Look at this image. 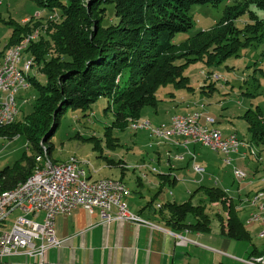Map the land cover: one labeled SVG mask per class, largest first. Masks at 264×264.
Listing matches in <instances>:
<instances>
[{
    "label": "trees",
    "instance_id": "1",
    "mask_svg": "<svg viewBox=\"0 0 264 264\" xmlns=\"http://www.w3.org/2000/svg\"><path fill=\"white\" fill-rule=\"evenodd\" d=\"M30 1L54 13L57 21H49L48 25L54 29L52 42L57 52L46 60L39 59L42 55L40 47L31 51L36 55L34 62L37 66L43 62L39 67L45 82L42 84L34 77L29 78L37 92L31 112L21 122L13 121L0 126V138L11 140L24 136L33 154L27 156V153H23L19 160L1 169L0 191L15 189L36 169L42 168L39 167V159L44 155L42 160H45L51 155L53 144L50 139L57 132L59 120L68 109L86 112L99 98L106 97L110 101L105 110L113 114L112 126L107 132L112 133L113 129L124 131L128 128L129 120L140 119L145 107L157 106L160 100L156 91L159 87L172 84L178 89L191 88L187 85L188 77L183 76V67L197 60L211 65L219 64L236 56L241 48L264 40V20L253 11L264 12V0ZM224 2L235 4L225 7V15L209 31H198L184 41L174 43L176 34L188 33L193 27L188 14L192 5L217 7ZM110 12L115 16V22L107 19ZM246 15L249 20L247 25L238 29L235 20ZM0 26L11 29L6 47L22 38L23 33L31 31L28 24L20 26L1 14ZM239 30L243 33L235 32ZM214 42L216 53L206 50ZM174 51H180L177 57L173 56ZM197 53L201 54L200 57ZM178 60L184 62L177 64ZM254 115L256 117L252 120H257L259 113L255 112ZM248 129L259 140L264 138V126L260 131L251 125ZM111 136L108 139H112ZM107 162L110 164L112 161ZM161 178L163 181L156 196L161 193L163 184L174 182L170 178L164 179V176ZM197 192H202L204 198L194 205L192 196ZM192 196L182 204L166 202L160 205L159 213L167 216V224L172 229L191 232L208 230L211 222L208 204L219 202L225 209L226 193L218 187H200ZM150 205L152 201L147 207ZM219 211L214 217H219L221 232L225 237L250 241L248 232L230 206L226 219Z\"/></svg>",
    "mask_w": 264,
    "mask_h": 264
},
{
    "label": "rangeland",
    "instance_id": "2",
    "mask_svg": "<svg viewBox=\"0 0 264 264\" xmlns=\"http://www.w3.org/2000/svg\"><path fill=\"white\" fill-rule=\"evenodd\" d=\"M233 3L224 2L217 7L211 5H192L188 14L192 18L193 27L188 33L176 34L173 40L174 43L178 44L198 31H209L225 15V7L231 6ZM253 11L260 19L264 20V12L255 9ZM0 14L3 18L13 20V22L18 23L20 26L28 24L31 30L26 34L23 33V36L21 35L22 38L11 42L10 46L6 47L10 41L11 29L0 26V69L3 66L4 58L8 56L10 50L13 52L19 51L20 61L18 67L20 69L24 64L30 62L28 73H25L24 86L18 87V91L15 89L17 92L14 95L16 114L13 121L21 122L24 116L31 112L32 104L37 97V92L33 89L29 78L34 77L42 84L45 82V77L40 72L43 62L38 63L40 67L37 66L36 62H34L36 55H33L31 51L34 48L40 47L42 55L39 59L45 58L46 60L51 59L53 54L57 52L52 42L54 29L48 25L49 21H57V19L53 16V12H49L36 2L30 0H0ZM247 17L246 15L235 20V25L238 29H242L247 25L249 21ZM107 19L115 22L116 18L110 12ZM224 21L228 22L227 19H224ZM235 32L243 33L242 30ZM206 48V50H214L212 53H216L217 46L215 42L214 45L212 43ZM179 53L180 51H174L173 56L177 57ZM197 55L200 57L201 54L197 53ZM211 57L214 58L213 54ZM183 62L184 60H178L176 63L182 64ZM183 76L188 77L189 83L187 85L191 87L190 89H178L172 84L159 87L156 91V96L160 100L157 106L154 108L145 107L141 112L140 119L136 121L129 120L128 128L124 131L113 129L111 130L112 133L107 132L110 131L108 128L112 126L113 114L111 111L105 110L108 101H110L106 97L99 98L86 112L68 109L59 120L57 132L50 139V143L53 144L52 153L45 160H42L44 155H41L39 167L45 168L48 165L53 167L61 166L73 159L79 164V167L82 166L81 168L86 173L88 171L96 173L99 170V173L94 175V177L107 175L110 178H103L102 180L111 179L123 184L121 180L111 177L118 176V169H113L109 172L105 168V166L110 167L107 160H111L115 163L116 167H119L120 161L115 162L119 155L120 157H127L129 160L128 165L129 163L134 164L137 160L144 157L146 161L152 159L154 161L152 166L158 169V157H156L155 150L149 146L153 145L160 138L156 136L153 138L151 130L158 127L170 129V123L175 116L193 118L195 115L200 114L202 116L199 121L200 124L205 122L204 117L213 119L215 122V127L213 126V128L223 136L222 138L235 137L239 141L241 149L246 150L248 154V160L245 163H238L234 160V162L232 161L231 163L230 161V164H228L226 163L227 157L223 153L213 151L223 155L222 157L219 154L221 158L217 157L216 160L215 156L208 151L210 148H205V146L200 144L196 145L198 151L199 149L202 150L199 151L201 157L198 161H201L203 166L200 164L199 166L202 168L206 167L207 159L204 152L210 156V166L206 167L207 174L205 173L204 178L213 177L211 179L223 180L224 183L221 187H226L228 196L233 199L236 205L244 209L242 210V214L247 216L248 213L252 212L250 215L251 221H263L264 138L259 140L258 136H253V132H249L248 128L251 125L253 129L260 131L262 130V126H264V40L259 44L252 43L246 48H241L236 56H231L219 64H207L204 60L191 62L186 67H183ZM255 112H258L260 116H257V120H252L255 119ZM168 119L170 121L167 123ZM258 121H260L261 125H259ZM142 123L147 125L146 129L143 127L135 128L138 125L142 126ZM217 126L229 128L233 132L224 136L225 132L222 133ZM208 127L210 128L211 126ZM166 132L165 136L167 138H161L160 141L168 142L173 138H178L185 144H197L195 142L197 141L196 139L180 138L177 135H172L168 138ZM146 134H148V137ZM110 135H112V139H108ZM27 144L24 136H16L11 140L0 138V171L4 166L19 160L23 153H27V156L33 155ZM113 145L114 148H112ZM160 158L166 162V158L163 156ZM230 159L233 160L231 157ZM213 163H215L214 166H212ZM127 168L131 169L130 167ZM234 170L242 171L245 177L242 179L235 178L233 174ZM176 173L179 176L178 182L175 185L176 187L169 190L172 193L179 192V194H182L183 198H177L175 201L183 203L189 200V195H185L186 189L193 191L197 188L196 185H191L190 181L193 178L197 179L199 176L196 175L197 172L193 173L190 168L177 169ZM129 174H132L131 170H129ZM169 175H164V179H169ZM175 181L176 179H174V183ZM207 183L209 184V182L205 184ZM239 185L241 186L240 189H243L241 193L237 190V186ZM131 188L134 191L136 186L132 185ZM132 196H134V193ZM228 196L226 195L227 199H225V209H222L223 207H221L219 202H215L212 205L208 204L207 209L209 210V214L213 216L211 221L216 222V220H219L218 216L214 217V214L218 213V210H221L219 212L224 219L227 218L229 206L233 208ZM166 197V194H163L160 199H165ZM192 198V202H195V199H197L194 196ZM197 204L198 202L194 203V205ZM258 210L263 213L260 214ZM235 213H237L236 209ZM18 215V212L10 215L7 218L8 224L10 225ZM28 218L33 219L31 216ZM262 227L264 228V225ZM262 236L264 237V234ZM262 236L259 235L261 238ZM20 260L24 261L25 259H10L12 262H19ZM247 262L256 264L255 260L247 259L244 261L245 264Z\"/></svg>",
    "mask_w": 264,
    "mask_h": 264
},
{
    "label": "crops",
    "instance_id": "3",
    "mask_svg": "<svg viewBox=\"0 0 264 264\" xmlns=\"http://www.w3.org/2000/svg\"><path fill=\"white\" fill-rule=\"evenodd\" d=\"M169 121L170 119L167 123ZM217 128L222 133L225 132L224 136L233 132L226 127L217 126ZM146 135L148 137V134ZM236 136L238 135L236 134ZM196 145L198 144H185L178 138H173L168 142L156 140L149 147L155 150L156 157H158V169L152 166L154 164L152 159L146 161L144 157L139 160L136 158L137 161L134 164L129 163L128 165L127 157L117 156L118 159L115 162L120 161L119 167L111 162V168L108 166L105 168L109 172L118 169V176L111 177L121 180L129 189L131 195L125 200L127 208L144 223L119 220L105 223L100 218L98 209L89 212L83 207H77L69 215L56 216L55 238L60 242V245L45 252V261L49 264H245L244 261L247 259H264V237H259L260 234H264L262 227L264 219L260 222H254L250 220L252 212L248 213L247 216L242 214L244 209L236 205L233 199L228 196L226 187H221L224 183L223 180L211 179L213 177L204 178V175L207 174L206 167L210 166V156L206 152L204 154L207 163L206 167L203 168L204 173L199 175L193 170L194 164L203 166L202 162L198 161L201 157L199 151L202 150L199 149L198 151ZM208 151L215 156L216 160L217 157H223L220 153L210 149ZM161 156L166 158V162L160 158ZM230 157L233 158L231 163L234 160L238 163H245L248 160L246 150L241 148ZM214 165L215 163L212 166ZM189 168L199 176L190 181L191 185L197 186L196 189L218 187L226 193L231 200L232 210L234 213L235 209L237 210L235 215L248 232L250 241H238L225 237L221 232V224L217 220L210 222L208 230L198 232L175 230L167 224V216L159 213L160 207L158 206L166 202L177 203L175 201L177 198H183L179 192L172 193L169 189L176 187L179 178L176 173L177 169ZM129 170L132 171V174H129ZM98 173L99 170L96 173L88 171L87 179L96 181L110 178L107 175L94 177ZM164 175H169V180L176 179V181L171 184H163L161 193L156 196L160 190V183L163 181L161 177ZM210 181L212 182L210 183ZM206 182L209 184H205ZM130 185H135L136 189L133 191ZM240 188V185L237 186L238 192L241 193L243 189ZM195 190L186 189L185 195L188 194L190 199ZM133 193L134 196H132ZM163 194H166L167 197L160 199ZM194 197L197 198L195 202L204 198L202 192H197ZM150 201H152V205L147 207ZM262 206L264 207V204ZM115 211L116 209L113 207L112 213L115 214ZM259 213L263 212L259 211ZM33 219L40 221L42 214L34 216ZM223 226H226V223H223Z\"/></svg>",
    "mask_w": 264,
    "mask_h": 264
},
{
    "label": "built area",
    "instance_id": "4",
    "mask_svg": "<svg viewBox=\"0 0 264 264\" xmlns=\"http://www.w3.org/2000/svg\"><path fill=\"white\" fill-rule=\"evenodd\" d=\"M16 63L8 66V73H0V119L5 112V99L3 88L20 85L16 78ZM194 117H202L200 114ZM205 126L207 119L204 117ZM142 125L139 128H142ZM164 129V128H163ZM203 127H184L182 124H172L170 129H164V134L172 133L174 130H182V137L185 139H196L197 144H207L215 151L223 153L230 164V155L238 151H231V144H238L239 141L229 136L227 138L199 139V131ZM193 169L198 174H203L204 169L194 164ZM81 168H71L55 173H49L47 177L31 181L23 191H15L14 197H6L0 203V264H49L45 261V252L58 247L60 242L55 238V218L58 215H69L77 207L92 212L98 209L100 218L105 222L113 220L144 223L143 220L132 214L126 205L127 189H117L113 186L104 185L99 188H91L90 183L80 181ZM235 178L242 179L245 174L240 170H234ZM115 208V214L112 208ZM14 212L19 215L9 225L7 218ZM42 214L40 221L29 219ZM262 236V234H260ZM24 258V261L12 262L10 259ZM33 260V261H29ZM256 264H264V259L255 260ZM247 264H253L247 262Z\"/></svg>",
    "mask_w": 264,
    "mask_h": 264
},
{
    "label": "bare ground",
    "instance_id": "5",
    "mask_svg": "<svg viewBox=\"0 0 264 264\" xmlns=\"http://www.w3.org/2000/svg\"><path fill=\"white\" fill-rule=\"evenodd\" d=\"M8 53H9L8 56H6L4 58L3 66L0 69V73H8V66L12 65V61H13V63L17 64L16 65V78H17V81L20 83V85H14L13 88L12 87H4L3 88V97H9V99H5V112L3 114V118L0 119V126L7 125V124H10L13 122L14 116L16 114V108H15L16 106L14 103L15 102L14 101L15 96L14 95L18 91L17 90L18 87L24 86L25 73L26 72L28 73V68L30 66V62H27L20 69L18 67V64L20 61L19 51L13 52L10 50ZM15 89L17 91H15ZM20 91H21V89H20ZM197 115H199V114H197ZM199 121H200V117L186 118L183 116H177V117L175 116V118H172V124H182V126H184V127H203V129L199 131V139H209L211 136H214L216 138H222L223 137V136H221V134H219V132L216 131L215 128H213V126L215 125V122L213 119H211V118L207 119V125L206 126H205V122L203 124H200ZM208 126H211V127L209 128ZM139 127H140V125L135 126V128H139ZM143 128L146 129L147 126H143ZM152 128H154V127H152ZM151 133L153 134V138H154V136H156L160 139L161 138H165V139L167 138V136H165V134H164L163 127H158L154 130H151ZM167 135H168V138H169V136H172V135H175V136L177 135L181 138L182 137V130H174L171 134H167ZM200 145L208 147L212 151H215L211 146H209L207 144H200ZM239 148H241V147H239ZM231 151H238V144H231ZM78 165L79 164H77L73 159H71L69 162H66L65 164H63L61 166L53 167V166L48 165L45 168L36 169L33 172V174L30 177H28V179L23 184L18 185L15 189H12L9 191H0V203H2V201L6 197H14L15 191H23V189H25L26 186L31 185V181H35L38 178L47 177L49 175V173L58 172L61 168H62V170H69L71 168H78ZM81 167L82 166H80L79 168H81ZM80 181L83 183H90L91 182V188H99V187H103L104 185H107V186H113L114 188H117V189H127L126 186L123 185L121 182L111 180V179L91 181V180L87 179V173L82 168H81V172H80ZM128 193L130 194L129 190H128ZM130 195H127V198Z\"/></svg>",
    "mask_w": 264,
    "mask_h": 264
}]
</instances>
